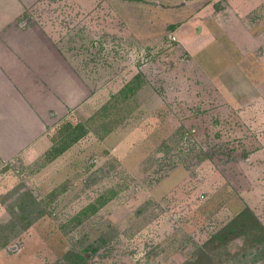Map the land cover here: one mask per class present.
Here are the masks:
<instances>
[{
	"label": "rangeland",
	"instance_id": "rangeland-1",
	"mask_svg": "<svg viewBox=\"0 0 264 264\" xmlns=\"http://www.w3.org/2000/svg\"><path fill=\"white\" fill-rule=\"evenodd\" d=\"M17 1L21 52L69 69L23 86L38 141L0 142V264H264L256 234L214 237L264 225V0L240 23L229 0Z\"/></svg>",
	"mask_w": 264,
	"mask_h": 264
},
{
	"label": "crops",
	"instance_id": "crops-1",
	"mask_svg": "<svg viewBox=\"0 0 264 264\" xmlns=\"http://www.w3.org/2000/svg\"><path fill=\"white\" fill-rule=\"evenodd\" d=\"M260 1L229 0L225 11L235 14L236 22L240 23V19L243 18L242 16H245ZM210 6V3H205L204 1H201L197 6L195 5L192 12L193 16L188 17L186 24L193 27L197 23L198 27L202 26L204 30L205 26L203 25L202 16ZM21 10V6L18 5L17 0H0V127L3 126L4 133L3 137H0V142L8 141L14 143L13 138L17 136L16 126H18L20 132L22 130L27 132L25 134L26 139H24L26 143L33 144L38 141L41 131L36 130L38 132L35 135L31 133H34L35 128L41 124V118L39 117L38 110L33 107V91H29L23 88V86L26 85L27 88V81L29 79L31 81L30 84L33 86L35 84V79L33 78L35 77L44 82L49 78L50 72L54 70L58 72L57 77L61 78L59 77L60 72L65 74L69 66L66 65V60L62 55L51 58L49 53L46 54L43 44L42 47L33 45L31 51L25 50L24 54L21 52V49L24 48V45L20 43L22 41L21 38H25L26 42L29 39V34L23 33L24 31L15 23ZM217 14L221 15V9ZM205 17L208 20L210 19L209 23H212L209 14L205 15ZM227 21L232 22L230 19H227ZM224 24L227 25L225 22ZM34 72L39 74L33 76ZM22 81L26 83L22 84ZM46 104L48 105L49 102L47 101ZM34 114L37 116V122L32 121ZM3 121H5L4 124ZM7 125L12 132L15 128L13 134L8 135L10 131L7 133ZM24 127L28 128L23 129ZM17 140L16 138L15 141Z\"/></svg>",
	"mask_w": 264,
	"mask_h": 264
},
{
	"label": "trees",
	"instance_id": "trees-1",
	"mask_svg": "<svg viewBox=\"0 0 264 264\" xmlns=\"http://www.w3.org/2000/svg\"><path fill=\"white\" fill-rule=\"evenodd\" d=\"M129 89H133L134 90V87H131ZM133 90H130L128 93H131ZM79 126L82 129H84L82 124H80ZM67 131H68V133H73L71 130H67ZM81 133L82 132H77V134H75L76 135L75 137H78L79 135H81ZM71 137H73V136H71ZM64 148H66V147H64ZM175 165L176 164L173 163L171 166H175ZM34 209H35V207H34ZM42 213H43V211L42 212H38L37 214H35L33 216V218H29V220L27 222V225L33 223V221L36 220V218L38 216H40ZM236 222H238V223H236ZM231 223H236L237 225H230L229 227H227V228H225L223 230L221 229L220 230L221 232H217L214 235V237H219L220 236V238L222 239L223 235H225L226 233L227 234L228 233L232 234V232H234L233 234H235V233L248 234L250 232L253 233V234H256L257 242L262 244V256L264 257V225L261 224V221L257 217V215H255V213L251 209H247L244 212H242L241 214H239L235 218V220L233 219L231 221ZM99 247H100V243H97L96 245H94V244L88 245L86 247V249H89L91 251H97ZM77 255H78V253H76V256ZM205 255L206 254L203 253L202 256L200 255L197 258L195 257L196 259H194V257H193L192 259H190L189 261L185 262L184 264H193L194 262L201 261L202 258H206ZM82 256H83V254H82Z\"/></svg>",
	"mask_w": 264,
	"mask_h": 264
}]
</instances>
